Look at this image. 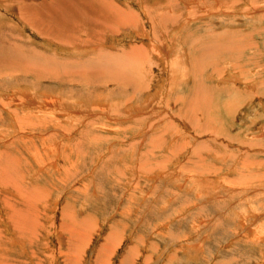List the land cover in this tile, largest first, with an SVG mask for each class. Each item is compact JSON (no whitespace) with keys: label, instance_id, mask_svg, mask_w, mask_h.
<instances>
[{"label":"rangeland","instance_id":"rangeland-1","mask_svg":"<svg viewBox=\"0 0 264 264\" xmlns=\"http://www.w3.org/2000/svg\"><path fill=\"white\" fill-rule=\"evenodd\" d=\"M106 1L138 27L0 45V264H264V0Z\"/></svg>","mask_w":264,"mask_h":264},{"label":"bare ground","instance_id":"bare-ground-1","mask_svg":"<svg viewBox=\"0 0 264 264\" xmlns=\"http://www.w3.org/2000/svg\"><path fill=\"white\" fill-rule=\"evenodd\" d=\"M7 0H0V8H3L7 10L6 7L9 8L10 11H12L13 9H15L14 7L12 6H9L10 4L8 3L10 1V3H15L16 5H19V9H18V13L16 15V17H11L9 16V14H4L0 11V45H12L14 43H16L17 39L15 37H18L19 35H21V37H23L24 39H27L29 36L32 38V40L34 42H36V39L35 37L36 36H40L41 39L43 42L47 43V44H55V45H58L59 48L61 49H66V48H73L75 51H79L80 50H84V48L86 49L88 45H86L85 47L82 45V41L85 42V40H82L83 36H87L84 31H83V28H84V24L86 22L92 24L95 28V32L94 34H90L89 35V38H90V41H95V40H101L102 39V35L103 33H108L107 35H112L110 34L108 31H113L111 33L115 34L114 33V27L111 25L112 24H115L117 25V27L119 28L120 25H131V26H135L138 27V25L140 24L141 22V19L137 16L136 13H133L132 11L130 10H126V8H121L119 5H116L114 3H111L109 1H106V0H53L52 2H46V1H43V2H34L32 0H20L23 1V2H32V3H23L21 4V7H20V4H18V2L16 3L15 0H9L8 2H6ZM130 2H134L133 0H129ZM137 1V5L139 6L140 8V12L142 10V13H148L149 15V12L151 11L150 9V6L153 8V11L155 10V16L154 18L152 19L153 20V24H155L157 27H160L161 29H164V27H167V24H170L174 21V14L173 12H171V10L173 11H177L176 13H178V10L180 8H177V3L175 0H161V1H164L166 4L165 7V11L168 13V14H161V15H158L157 14V11L159 9H163L160 7V3L161 1L160 0H150L148 4H146L145 0H136ZM175 1V2H174ZM183 2V0H181ZM189 1V0H187ZM128 2V1H127ZM139 2V3H138ZM185 2V1H184ZM183 2V3H184ZM192 1H189L187 3H191ZM200 2V1H199ZM186 3V2H185ZM186 3V4H187ZM203 3V2H202ZM200 3V4H202ZM134 4V3H133ZM162 4V5H164ZM198 4V3H197ZM183 5V4H182ZM188 5V4H187ZM186 5V6H187ZM193 5V4H192ZM191 5V6H192ZM2 6V7H1ZM184 4V7L187 8ZM190 7V6H189ZM188 7V8H189ZM187 8V9H188ZM192 8V7H191ZM2 10V9H0ZM145 10V12H144ZM96 11V12H95ZM4 12V11H3ZM182 11H180L179 13L181 14ZM6 13V12H5ZM13 13H16L15 11ZM87 13V14H85ZM98 16V14H101V13H105V18H99L97 17L95 14ZM98 13V14H97ZM153 13V12H152ZM83 14L84 17H83ZM171 14V15H170ZM93 16V17H92ZM104 16V15H103ZM146 16V15H145ZM150 16H148L149 18ZM143 18V17H142ZM86 19V20H84ZM150 19V18H149ZM150 19V21H152ZM86 21V22H85ZM139 23V24H138ZM143 23V22H142ZM8 26H11L13 28L16 29L17 32L15 33H12L13 34V37L12 36H3L1 37L3 34H5L3 32L4 29H6ZM90 26V25H89ZM143 26V25H142ZM129 27V26H127ZM126 27V28H127ZM85 29V28H84ZM89 29V28H87ZM116 29V28H115ZM160 29V30H161ZM175 29V28H174ZM14 30V29H13ZM8 31V30H7ZM86 31V30H85ZM89 33V32H88ZM121 33V32H120ZM134 32H132L133 34ZM177 34L174 33V35L170 32L167 36L168 37H173L175 38V35ZM179 34V33H178ZM182 34V33H181ZM114 36V35H112ZM117 36V35H116ZM177 36V35H176ZM29 37V38H30ZM137 37L139 38H142L144 40H146V38H143V37H150L151 40H154L152 35L148 32V33H138ZM167 37V38H168ZM37 38V37H36ZM28 42H31L32 40L31 39H27ZM30 40V41H29ZM170 40V39H169ZM174 40V39H173ZM40 41V42H42ZM155 41V40H154ZM172 41V40H171ZM177 41V40H176ZM22 42V41H21ZM20 42V43H21ZM87 42H89L87 40ZM101 42V41H100ZM99 42V43H100ZM157 42V41H155ZM86 43V42H85ZM23 44V43H22ZM33 44V43H31ZM30 44V45H31ZM44 44V43H42ZM102 44V43H101ZM23 45H27V44H23ZM29 45V46H30ZM103 45V44H102ZM152 45V44H151ZM165 45V44H164ZM220 45V44H219ZM32 46V45H31ZM50 46V45H49ZM9 47V46H8ZM12 47V46H10ZM9 47V48H10ZM89 47V46H88ZM6 48V47H4ZM9 48L6 50L9 51ZM23 47L19 48L20 50L22 49ZM81 48V49H80ZM155 48L156 49H159L161 47H159L157 44H155ZM2 49V48H1ZM15 49V47H14ZM14 49L12 51H14ZM34 49V48H33ZM33 49L30 50L29 48V51L30 52H33ZM38 49V48H37ZM68 49L66 51H68ZM165 49V48H164ZM163 49V51H165ZM19 50V51H20ZM82 50V52H83ZM227 50V49H226ZM229 50V49H228ZM237 50V49H236ZM1 51V50H0ZM3 51V49H2ZM1 51V52H2ZM18 51V50H17ZM35 51V50H34ZM73 51V50H72ZM74 51V52H75ZM97 51V50H96ZM144 51V50H143ZM172 52V50H169ZM5 52V51H4ZM4 52H2L1 54L2 55H5L3 54ZM24 53L26 52L23 51ZM63 52V51H62ZM81 52V51H80ZM81 52V53H82ZM145 52V51H144ZM149 52V51H148ZM156 52V51H155ZM166 52V51H165ZM16 52H14L13 54L15 55ZM20 53V52H19ZM22 53V51H21ZM36 53V51H35ZM41 53V52H40ZM152 53V52H151ZM164 52H162L161 54H163ZM0 54V55H1ZM10 54V53H9ZM18 54V53H16ZM30 54V53H28ZM75 54H78V53H75ZM109 54V53H108ZM165 54V53H164ZM34 55V53H33ZM47 55V54H46ZM98 55V54H97ZM150 55V54H149ZM167 55V54H165ZM175 55V54H174ZM17 56V55H15ZM24 56V54H23ZM29 56V55H28ZM41 56V55H39ZM45 56V55H44ZM48 56V55H47ZM111 56V55H110ZM163 56V55H162ZM169 56V55H168ZM4 56H1V58H3ZM18 57V56H17ZM53 57V56H52ZM57 57V56H56ZM164 57V56H163ZM167 57V56H166ZM6 59H8V55L7 57H4ZM3 58V60H4ZM9 58H13L12 56H9ZM102 58V57H101ZM15 59V58H14ZM143 59V58H142ZM148 59V58H146ZM144 59V60H146ZM150 59V58H149ZM153 59V58H151ZM11 60V59H10ZM100 60V59H99ZM6 61V60H4ZM7 62H10V61H7ZM6 62V63H7ZM58 62V61H57ZM93 62V61H92ZM91 62V64H87L86 66L90 67L91 65H93V63ZM99 62V61H98ZM122 62V61H121ZM132 62V61H131ZM5 63V64H6ZM39 63V62H38ZM51 63V62H49ZM52 63H56V62H52ZM101 63V62H100ZM133 63V62H132ZM132 63H130L132 65ZM16 64V63H15ZM33 64V63H32ZM106 64V63H105ZM105 64H101V65H105ZM7 65V64H6ZM33 65H36V64H33ZM44 65V64H43ZM47 65V64H46ZM53 65V64H51ZM90 65V66H89ZM147 65V64H146ZM16 66V65H15ZM45 66V65H44ZM75 67H78L76 66V64L74 65ZM81 66V65H80ZM98 66V65H97ZM5 67V66H4ZM25 67V66H23ZM35 67V66H33ZM48 67V66H46ZM56 67V66H55ZM70 67H73L72 65L68 67L67 65V68L69 71H71L69 68ZM100 67V65H99ZM102 67V66H101ZM125 67V66H124ZM150 67V66H149ZM148 67V68H149ZM155 67V66H154ZM159 67V66H158ZM32 68V67H31ZM30 68V69H31ZM64 68H66V66H64ZM62 68V69H64ZM67 68L65 70H67ZM91 68L93 69L94 67L91 66ZM147 68V69H148ZM39 69V67H38ZM45 69H48V68H45ZM53 69V68H52ZM73 69V68H72ZM102 69H105V67H102V68H98V74H96L97 70H93L92 72H88L87 70L84 69L83 72H75L77 70H75L74 68V72L72 74L69 73V75H73V76H76V78L78 79V77H80V75L82 76V79L83 78H90V76L94 75V76H98L99 73H103L105 72L104 70ZM110 69V68H109ZM109 69L107 70V72H111L109 71ZM170 69V68H169ZM173 69V68H172ZM8 70V69H6ZM18 70V69H17ZM49 70V69H48ZM61 70V69H60ZM91 70V69H89ZM127 67H126V71H127ZM130 70V69H129ZM2 71V69H1ZM9 71V70H8ZM126 71H123L121 70L120 72L116 73L114 75L115 78L117 77H128L129 74L128 72ZM11 72V71H10ZM19 72V71H18ZM47 72H51V71H47ZM47 72H44L46 74H48ZM133 72V71H132ZM1 73V72H0ZM20 73V72H19ZM90 73H94L92 75H90ZM115 73V72H114ZM26 74V73H25ZM32 74V73H31ZM109 74V73H108ZM67 75V76H69ZM103 75V74H102ZM101 75V76H102ZM136 75V74H135ZM138 75V74H137ZM13 76V75H12ZM61 76V75H60ZM65 76V75H64ZM87 76V77H86ZM66 77V76H65ZM112 77V78H114ZM131 77V76H129ZM4 78V77H3ZM10 78H13V77H10ZM46 78V77H45ZM48 78V77H47ZM59 78V76L57 77ZM93 78V76L91 77V79ZM95 78V77H94ZM114 78V79H115ZM73 79V77H72ZM98 79V81H100V79L97 77L94 79V81ZM129 79V78H128ZM2 80V79H1ZM21 80V79H20ZM41 80V79H40ZM54 80V79H53ZM116 80V79H115ZM125 80V79H124ZM43 81V80H42ZM74 81V80H73ZM91 82H93V80H90ZM97 81V83H98ZM63 82V81H62ZM72 82V80L70 81ZM139 82V80H138ZM141 83L144 82V77L141 78ZM152 82V81H151ZM61 83V81H60ZM96 83V84H97ZM127 83V82H126ZM17 84V83H16ZM128 84V83H127ZM143 84H146V83H143ZM142 84V85H143ZM19 85V84H17ZM22 85V84H20ZM24 85V84H23ZM71 85V84H70ZM135 85V84H134ZM142 85H140V87H142ZM173 85V84H172ZM113 86V85H112ZM137 86V85H136ZM134 86V87H136ZM171 86V85H170ZM25 87H28L27 85H25ZM138 87V86H137ZM21 88V87H20ZM18 88V89H20ZM108 88V87H107ZM144 88V87H143ZM151 88V87H150ZM22 89V88H21ZM141 89V88H140ZM145 89V88H144ZM228 89V88H227ZM26 90V89H25ZM225 91V90H224ZM149 93V92H148ZM208 93V92H207ZM30 94V93H29ZM28 98V97H27ZM156 99V98H155ZM158 99V98H157ZM167 99V98H166ZM3 105V104H2ZM231 105V104H230ZM6 107V106H5ZM2 108V107H1ZM8 109L6 108V111ZM10 110V109H9ZM11 112V111H10ZM8 114V112H7ZM9 115H12L9 114ZM18 114L17 112H14V119L17 120V123H21L22 120H20L18 117ZM52 119V118H51ZM49 120V119H48ZM54 120V119H53ZM46 122V121H45ZM41 124V123H40ZM22 125V124H21ZM24 125V124H23ZM7 184V183H6ZM27 205V204H26ZM72 233V232H71ZM69 233V234H71ZM79 235V233H78ZM78 237H76L77 239ZM109 239V238H108ZM76 241V240H75ZM107 241V239H106ZM72 242V241H71ZM106 247V246H105ZM72 248H74L72 246ZM102 248V247H101ZM104 252V251H103ZM70 253V252H68ZM101 255V254H100ZM105 255V254H104ZM107 255V254H106ZM103 262V261H102ZM124 264H125V261H124ZM126 264H128L126 262Z\"/></svg>","mask_w":264,"mask_h":264}]
</instances>
